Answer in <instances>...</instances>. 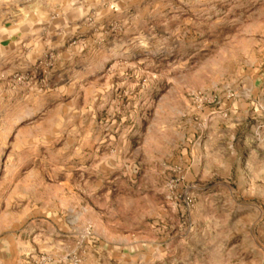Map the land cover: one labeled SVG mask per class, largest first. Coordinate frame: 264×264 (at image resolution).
I'll return each mask as SVG.
<instances>
[{"label": "rangeland", "instance_id": "1", "mask_svg": "<svg viewBox=\"0 0 264 264\" xmlns=\"http://www.w3.org/2000/svg\"><path fill=\"white\" fill-rule=\"evenodd\" d=\"M44 1L0 0V259L264 264V0Z\"/></svg>", "mask_w": 264, "mask_h": 264}, {"label": "crops", "instance_id": "2", "mask_svg": "<svg viewBox=\"0 0 264 264\" xmlns=\"http://www.w3.org/2000/svg\"><path fill=\"white\" fill-rule=\"evenodd\" d=\"M41 1H43V0H41ZM45 1L47 3H49V2H52L54 0H45ZM55 2H57V4H55L56 6H59V5L67 6L68 5V0H56ZM58 2H59V4H58ZM5 242L6 241H0V247L6 249L5 247H3ZM8 243L9 244H14V245H10V249L14 248L15 250H17V252L19 254V258H20V259H18L19 264H30V261L27 260V259H24V257H23L24 256L23 254H25L26 252H28L27 253V255H28V254H30L33 251V247L30 244H27L26 242H22L21 240L15 241V243L12 242L11 240H9ZM0 264H5L4 260L2 261V259H0Z\"/></svg>", "mask_w": 264, "mask_h": 264}, {"label": "built area", "instance_id": "3", "mask_svg": "<svg viewBox=\"0 0 264 264\" xmlns=\"http://www.w3.org/2000/svg\"><path fill=\"white\" fill-rule=\"evenodd\" d=\"M203 96H201V97H199L198 99H199V101L200 102H202L203 101ZM216 98V95L214 96V99ZM256 132V135L258 136V139H260L261 138V134H260V131L258 130V131H255Z\"/></svg>", "mask_w": 264, "mask_h": 264}]
</instances>
